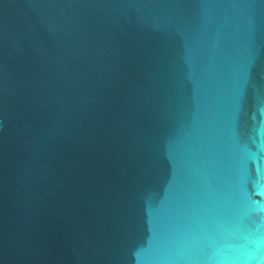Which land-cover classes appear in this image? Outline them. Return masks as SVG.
Segmentation results:
<instances>
[{"label":"water","instance_id":"water-1","mask_svg":"<svg viewBox=\"0 0 264 264\" xmlns=\"http://www.w3.org/2000/svg\"><path fill=\"white\" fill-rule=\"evenodd\" d=\"M0 264H264V0H0Z\"/></svg>","mask_w":264,"mask_h":264}]
</instances>
